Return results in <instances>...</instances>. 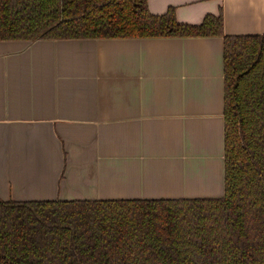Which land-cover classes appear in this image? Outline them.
Returning <instances> with one entry per match:
<instances>
[{"label": "crops", "instance_id": "obj_1", "mask_svg": "<svg viewBox=\"0 0 264 264\" xmlns=\"http://www.w3.org/2000/svg\"><path fill=\"white\" fill-rule=\"evenodd\" d=\"M264 34V0H148ZM224 38L0 40V199L222 197Z\"/></svg>", "mask_w": 264, "mask_h": 264}, {"label": "trees", "instance_id": "obj_2", "mask_svg": "<svg viewBox=\"0 0 264 264\" xmlns=\"http://www.w3.org/2000/svg\"><path fill=\"white\" fill-rule=\"evenodd\" d=\"M223 36L222 197L0 199V264H264V34L148 0H0V40Z\"/></svg>", "mask_w": 264, "mask_h": 264}]
</instances>
